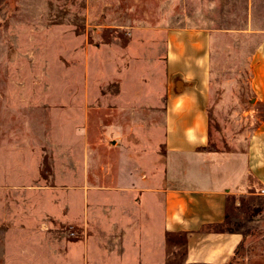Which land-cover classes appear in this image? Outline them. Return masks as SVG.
<instances>
[{
	"label": "rangeland",
	"instance_id": "374dc122",
	"mask_svg": "<svg viewBox=\"0 0 264 264\" xmlns=\"http://www.w3.org/2000/svg\"><path fill=\"white\" fill-rule=\"evenodd\" d=\"M168 35L189 59L207 48L215 137L223 94L229 111L213 145L229 150L232 94L247 108L264 62V0H0V264H88L82 243L73 245L87 242V226L72 220L83 223L93 206L81 188L88 176L96 170L105 183L104 168L115 173L123 152L108 130L121 120L109 102L121 58L135 41L137 54L162 63ZM244 197L228 201L246 237L225 264H264V195L253 218L235 211ZM186 248L176 244L169 264H184Z\"/></svg>",
	"mask_w": 264,
	"mask_h": 264
},
{
	"label": "crops",
	"instance_id": "0c3cea01",
	"mask_svg": "<svg viewBox=\"0 0 264 264\" xmlns=\"http://www.w3.org/2000/svg\"><path fill=\"white\" fill-rule=\"evenodd\" d=\"M167 40L162 63L137 54L135 41L121 58L119 93L109 100L121 120L108 130L123 152L115 173L104 168L105 183L89 169L81 188L93 206L83 223L72 220L87 226V242L73 245L82 243L88 264L91 255L92 264H169L177 236L186 242L184 264H225L242 241L215 229L225 222L229 197L264 195V62L254 66L247 108L236 109L232 94L230 149L214 148L228 130L229 111L223 94L215 137L208 50L198 47L189 59Z\"/></svg>",
	"mask_w": 264,
	"mask_h": 264
},
{
	"label": "trees",
	"instance_id": "16d2710c",
	"mask_svg": "<svg viewBox=\"0 0 264 264\" xmlns=\"http://www.w3.org/2000/svg\"><path fill=\"white\" fill-rule=\"evenodd\" d=\"M247 196L248 197H244V199L248 198L247 199L248 201L246 200L244 205L239 206L237 209L235 208V211L237 213H240L242 217L245 216L246 218H250V217L253 218V217H255L257 212L261 211L262 209L255 207L257 199L254 197H256L257 195H247ZM229 212L230 211H228V209H227L226 218H225V222L223 223V225L220 227H216L215 229H217L220 232L239 233L242 235V241L240 242V244L236 248L234 256H233V257H235V255L238 253V251L243 247L246 234L240 232V230L237 228L236 224L232 222V216H231V213H229ZM241 216H239V217H241ZM177 237L179 240V242L176 243L177 245L180 244V241L184 242V239L182 236H177ZM233 257L230 259V261L233 260Z\"/></svg>",
	"mask_w": 264,
	"mask_h": 264
}]
</instances>
